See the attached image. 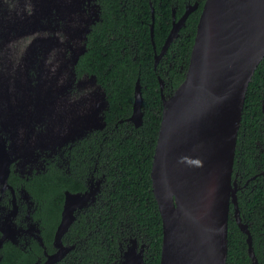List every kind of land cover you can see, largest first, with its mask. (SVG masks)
I'll return each mask as SVG.
<instances>
[{
	"label": "flooded vegetation",
	"instance_id": "obj_1",
	"mask_svg": "<svg viewBox=\"0 0 264 264\" xmlns=\"http://www.w3.org/2000/svg\"><path fill=\"white\" fill-rule=\"evenodd\" d=\"M149 1L152 12L149 26L156 70L161 63L168 61L171 45L182 36L187 20L156 63V56L160 54L175 23L190 6L197 4L192 12L201 9L202 13L206 0L202 4L199 0H182L184 7H180V0H172L171 28L160 48L155 40L154 0ZM97 12L100 19L91 24V31L94 25L102 21V0H0V264H23L20 251L29 256L27 261L32 260V264H45L50 256L68 247L65 255L54 263L67 264L68 256L75 255L80 249V231L70 232V228L80 222V214H86L92 207L98 206L109 188V177L105 171L107 162L101 160V153L110 157L114 148L112 141L118 135L131 138V124L141 126H136L130 119L138 81L142 91L140 77L135 84L132 111L127 116L107 114L110 108L108 93L96 77L108 101L101 113L106 125L103 128L94 127L80 135V108L86 97L85 88L93 81L88 78L96 76L80 68L81 57L88 51L91 33L87 34L85 41L80 39L83 29L80 14L95 18ZM125 24L145 26L130 21ZM120 28L123 29L122 26ZM129 43H132L131 49L137 51L135 41ZM81 45H86V49L76 61V55L83 47ZM172 66L173 61H168L165 74ZM69 69L74 71V75ZM158 78L161 93L160 81L163 80L165 93L166 80L160 74ZM253 152L254 172L240 165L233 168V180L238 184V209L242 222L248 228L252 222H258L263 214L264 142L258 140ZM93 156L92 168L85 176L83 166H91L86 162ZM80 184L83 186L80 187ZM91 190L96 191L94 199L90 198L84 205H80V202L75 204V219L61 237L64 247L59 246L56 244V233L63 217L67 193ZM260 191L263 193V203L257 206L252 196ZM245 209L248 216L242 215V212L246 213ZM230 213L236 219L233 203ZM262 224L256 226L258 232ZM243 233L247 245L248 237L251 238L257 264H264V255L260 256L261 248L264 252V232L259 236L252 235L251 231L250 235ZM138 243L140 246L146 244L144 239L138 240ZM247 252L251 264H254L249 246ZM10 253L12 258H9Z\"/></svg>",
	"mask_w": 264,
	"mask_h": 264
},
{
	"label": "water",
	"instance_id": "obj_2",
	"mask_svg": "<svg viewBox=\"0 0 264 264\" xmlns=\"http://www.w3.org/2000/svg\"><path fill=\"white\" fill-rule=\"evenodd\" d=\"M196 8L197 4L188 7L175 23L156 63ZM80 17V39L85 41L91 24L100 16L97 12L95 18L83 13ZM81 46L76 61L86 49V45ZM263 58L264 0H206L184 80L168 95L160 81L163 114L151 178L163 223L161 264H227L231 203L240 228L250 235L240 217L233 168L247 91ZM88 79L93 81L85 88L80 108V135L106 125L101 114L108 104L106 94L96 76ZM142 105L138 81L130 117L136 126L143 123ZM95 194L93 190L67 193L56 244L64 247L61 237L75 219V204L84 205ZM247 241L249 254L257 264L250 236ZM64 249L50 256L45 264L60 260L69 250ZM144 250L145 244L139 247L133 238L121 264H144Z\"/></svg>",
	"mask_w": 264,
	"mask_h": 264
},
{
	"label": "trees",
	"instance_id": "obj_3",
	"mask_svg": "<svg viewBox=\"0 0 264 264\" xmlns=\"http://www.w3.org/2000/svg\"><path fill=\"white\" fill-rule=\"evenodd\" d=\"M199 1L201 4L204 2ZM180 2L182 3V0ZM102 3V21L93 26L89 35L88 51L80 60V68L83 70H80L95 74L98 82L106 89L110 104L107 111L109 116H127L131 113L135 84L140 77L142 109L145 114L141 126L134 127L131 124V138L118 135L112 141L114 148L110 157L101 153V160L107 162L105 171L109 177V188L98 206L92 207L86 214H80V222L74 223L70 228V232L80 231V249L75 255L68 256L67 264H120L122 254L133 238L139 241L144 239L146 247L148 246L145 251V264H161L163 223L151 178L153 156L163 114L158 75H162L166 80V95L171 94L184 80L201 9L191 13L186 27L182 30V36L171 45L168 61L172 60L173 66L169 73L165 74L168 61L154 69V51L149 26L152 21L150 1L102 0ZM153 4L156 12L155 40L160 48L171 28L172 0H154ZM180 7H184V4H180ZM126 21L145 26H127ZM132 40L136 43L135 52L131 49L132 43H129ZM258 140L264 142V58L257 67L247 91L236 148V168L240 165L254 172L256 166L253 150ZM93 162L94 156L87 159L86 164L91 166H83L85 176H88ZM82 186L80 184V187ZM252 200L257 206L263 203L262 191L256 192ZM245 212H242V215L248 216L246 209ZM262 213L258 222L249 225L252 235L259 236V233L264 232V208ZM259 223L263 224L258 232L256 226ZM247 246L245 234L230 213L227 264H251ZM261 252L262 257L263 248ZM20 253L23 264H32V260L27 261L28 255L22 251ZM12 257L10 253L9 258Z\"/></svg>",
	"mask_w": 264,
	"mask_h": 264
},
{
	"label": "bare ground",
	"instance_id": "obj_4",
	"mask_svg": "<svg viewBox=\"0 0 264 264\" xmlns=\"http://www.w3.org/2000/svg\"><path fill=\"white\" fill-rule=\"evenodd\" d=\"M211 193H212V192H211ZM211 193H210V197H211ZM210 197H209V198H210ZM242 223H243V222H242ZM243 224H245V223H243ZM238 225H239V224H238ZM246 225H247V224H246ZM247 226H248V225H247ZM239 227H240V226H239ZM240 229H241V228H240ZM241 230H242V229H241ZM242 231H243V230H242ZM243 232H244V231H243ZM245 233H246V232H245ZM135 239H137V238H135ZM228 239H229V233H228ZM131 240H132V239H131ZM137 241H138V239H137ZM130 244H131V241H130L129 245H130ZM144 244H145V243H144ZM129 245H128V246H129ZM139 247H140V245H139ZM127 248H128V247H127ZM126 250H127V249H126ZM126 250H125V251H126ZM145 250H146V244H145ZM145 250H144V262H145ZM125 251H124V252H125ZM144 264H145V263H144Z\"/></svg>",
	"mask_w": 264,
	"mask_h": 264
}]
</instances>
